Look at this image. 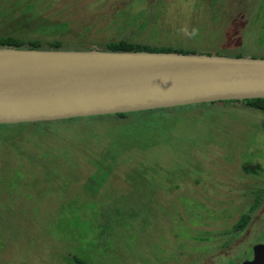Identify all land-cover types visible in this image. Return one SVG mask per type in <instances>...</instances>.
<instances>
[{"label":"rangeland","instance_id":"rangeland-1","mask_svg":"<svg viewBox=\"0 0 264 264\" xmlns=\"http://www.w3.org/2000/svg\"><path fill=\"white\" fill-rule=\"evenodd\" d=\"M62 23L67 32L47 31ZM6 35L256 57L264 0H0ZM160 116L0 126V264L249 262L264 245V112L237 103Z\"/></svg>","mask_w":264,"mask_h":264},{"label":"water","instance_id":"water-1","mask_svg":"<svg viewBox=\"0 0 264 264\" xmlns=\"http://www.w3.org/2000/svg\"><path fill=\"white\" fill-rule=\"evenodd\" d=\"M264 99V58L0 48V125ZM244 264H264V245Z\"/></svg>","mask_w":264,"mask_h":264},{"label":"trees","instance_id":"trees-1","mask_svg":"<svg viewBox=\"0 0 264 264\" xmlns=\"http://www.w3.org/2000/svg\"><path fill=\"white\" fill-rule=\"evenodd\" d=\"M63 27H60L58 29L56 28H50V30H47L49 33H65L67 32V24L62 23ZM45 30V29H43ZM32 31V29H31ZM30 31V32H31ZM79 39L82 36H78ZM66 45H64L60 40L54 39L52 41H48L46 43L41 42L40 40H25L21 37H16L12 35H6V36H0V48H13V49H26V50H66ZM89 47V46H88ZM84 50H100V51H108V52H148V53H177V54H183V55H193L196 54L195 52L187 49H180L176 47H153L148 45L139 44L133 41L128 40H115V41H109L106 42L105 45L102 48L95 49L93 48H83L80 50H73V51H84ZM199 54H206V53H199ZM207 55H218V54H210ZM224 56V55H223ZM228 57H235L240 58L244 57L242 53H237L234 55H225ZM253 58H264V55L261 56H251ZM243 104L245 107H248L255 111H261L264 112V99H251V100H244V101H220V102H214L209 104H198V105H189L184 107H176V108H167V109H158V110H152V111H144V112H136V113H129V114H115V115H105V116H96V117H87L91 119H102L107 117H113L114 119L119 120H128L129 118L134 119V121L131 122V124H134L135 126H139L142 124H148L151 122V120H158L161 116L160 114H168L170 112H177L184 108H193L200 107V106H213V105H227V104ZM83 118H75V119H69L70 121H77L82 120ZM66 121V120H62ZM68 121V120H67ZM125 124V123H124ZM124 124L120 125L122 127V130H124ZM16 125V124H14ZM119 126V124H117ZM0 126H10V125H0ZM257 207L256 204H253L250 207V211H253L254 208ZM250 218V215L248 213L241 214L233 226L234 231H240L242 230L248 223ZM75 264H84L83 262H80L78 260L74 261Z\"/></svg>","mask_w":264,"mask_h":264},{"label":"flooded vegetation","instance_id":"flooded-vegetation-1","mask_svg":"<svg viewBox=\"0 0 264 264\" xmlns=\"http://www.w3.org/2000/svg\"><path fill=\"white\" fill-rule=\"evenodd\" d=\"M252 259H253V253L251 254V259H250V261H251ZM250 261H249V262H250Z\"/></svg>","mask_w":264,"mask_h":264}]
</instances>
